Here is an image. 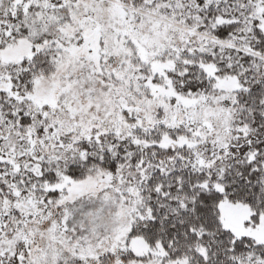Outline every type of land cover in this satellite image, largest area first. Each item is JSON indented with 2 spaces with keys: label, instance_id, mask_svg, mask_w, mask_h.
Returning a JSON list of instances; mask_svg holds the SVG:
<instances>
[{
  "label": "snow or ice",
  "instance_id": "obj_1",
  "mask_svg": "<svg viewBox=\"0 0 264 264\" xmlns=\"http://www.w3.org/2000/svg\"><path fill=\"white\" fill-rule=\"evenodd\" d=\"M0 264H264V0H0Z\"/></svg>",
  "mask_w": 264,
  "mask_h": 264
}]
</instances>
